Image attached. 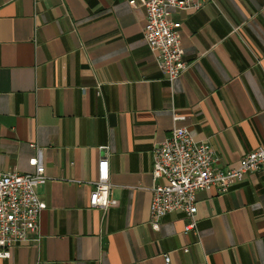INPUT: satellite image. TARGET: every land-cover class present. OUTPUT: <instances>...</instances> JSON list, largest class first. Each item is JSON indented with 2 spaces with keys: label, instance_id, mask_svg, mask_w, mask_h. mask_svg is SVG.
Instances as JSON below:
<instances>
[{
  "label": "crops",
  "instance_id": "crops-1",
  "mask_svg": "<svg viewBox=\"0 0 264 264\" xmlns=\"http://www.w3.org/2000/svg\"><path fill=\"white\" fill-rule=\"evenodd\" d=\"M129 1L0 0V172L33 173L40 152L49 177L39 237L0 264H264V169L199 192L198 234L182 213L151 218L153 152L175 126L222 169L264 147V0L174 12L189 69L172 84ZM103 148L106 212L89 207Z\"/></svg>",
  "mask_w": 264,
  "mask_h": 264
},
{
  "label": "built area",
  "instance_id": "built-area-1",
  "mask_svg": "<svg viewBox=\"0 0 264 264\" xmlns=\"http://www.w3.org/2000/svg\"><path fill=\"white\" fill-rule=\"evenodd\" d=\"M211 0H131L133 8L144 7L147 23L144 40L155 54L157 65L165 79L172 84L189 69L184 59L182 24L172 20L174 12L198 11ZM185 117L173 112L175 123ZM99 162L98 180L89 198V207L108 211L117 204L112 199L109 173V151L103 148ZM151 218L154 229L172 213L188 218L185 233L198 234L197 195L202 191L218 190L228 193L243 183L247 176L264 169V147L246 154L235 168L222 169L210 142H198L186 127L175 126L169 137L153 152ZM34 172L20 174L0 172V258L8 259L11 251L25 242L39 237V224L46 204L38 196V188L49 181L39 155L31 161ZM185 253L189 249H184ZM166 264L170 259L165 257Z\"/></svg>",
  "mask_w": 264,
  "mask_h": 264
}]
</instances>
